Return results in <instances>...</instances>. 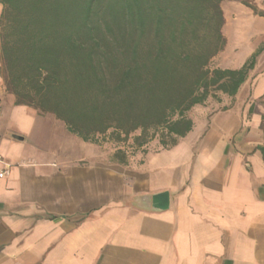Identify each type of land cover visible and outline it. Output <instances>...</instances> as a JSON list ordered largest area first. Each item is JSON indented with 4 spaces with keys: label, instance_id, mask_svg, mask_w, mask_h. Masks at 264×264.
<instances>
[{
    "label": "crops",
    "instance_id": "1",
    "mask_svg": "<svg viewBox=\"0 0 264 264\" xmlns=\"http://www.w3.org/2000/svg\"><path fill=\"white\" fill-rule=\"evenodd\" d=\"M223 17L221 68L254 63L234 95L206 98L189 144L127 145L114 159L106 142L15 104L0 74V264H264V24L231 26L248 46L235 64ZM164 191L168 204L153 207Z\"/></svg>",
    "mask_w": 264,
    "mask_h": 264
},
{
    "label": "trees",
    "instance_id": "2",
    "mask_svg": "<svg viewBox=\"0 0 264 264\" xmlns=\"http://www.w3.org/2000/svg\"><path fill=\"white\" fill-rule=\"evenodd\" d=\"M222 1L0 0L6 91L84 141L170 148L210 87L234 95L253 66L207 67L225 44Z\"/></svg>",
    "mask_w": 264,
    "mask_h": 264
},
{
    "label": "rangeland",
    "instance_id": "3",
    "mask_svg": "<svg viewBox=\"0 0 264 264\" xmlns=\"http://www.w3.org/2000/svg\"><path fill=\"white\" fill-rule=\"evenodd\" d=\"M257 5L259 7L264 8V0H258ZM220 6L223 9L222 11H224L226 18H228L227 20L230 23L229 27L231 29L229 32L227 31L228 37L230 38V43L227 47V53L231 52L232 62L235 64H238V63H240V61L242 59H244V56H245V53L247 51L248 46L246 44V41L242 42L240 37H238L237 34H235L236 33L235 30H234V28H232V27H234L233 24H235L236 22L237 23H243V25L246 26L248 31L251 32L256 28L263 27L264 17H262L263 19L262 18L258 19V21H255V19L250 20L251 15L249 16V15L242 14L243 12H240L239 11L240 9L238 10V8H237V7H239V3L235 2V1H224L223 0L220 3ZM232 14H234L235 17H233ZM233 18H235V19H233ZM221 31H222V28H221ZM208 38H212L211 35L208 36ZM223 48H224V45L220 50L222 51ZM234 48H236V50H234ZM220 50L214 56H212L211 59L209 60V62L207 64V67L209 69H213L216 67L221 68V66L223 65L222 59L220 57H218ZM220 93H221L220 90H216L214 87H210L209 95L207 98L216 99ZM208 103H209V105L208 104L205 105L204 103L203 104H196L188 111V116L191 118H194L195 127L192 129V131H190L189 134H187L186 136L185 135L183 136V139L181 140V142L183 141L181 143L182 145L184 144V142H185V144L191 143L190 141L194 138V136L197 133L204 131V119H202V118L204 117V109H206L207 106H209V107L211 106L210 101ZM34 111H35V109H34ZM44 122H45V124H50V122L48 120H44ZM133 134L134 133L129 135V138H128L129 142L128 143H126V142L125 143L124 142L123 143L122 142L116 143L115 141H112V140H110L109 137H107L105 141H104V138L101 139V144H104V142H106V145L112 149L114 159H119L120 153H118V150H124L125 151L127 149L126 148L127 145L129 147V151L132 152V151L137 150L135 145L133 147H131L132 146L131 142H133L132 138L134 136ZM52 140L56 141L55 137L52 138ZM148 141H149V145L152 148L156 149L155 146H158V144H157L158 137H155L153 139L150 138V139H148ZM60 143L65 144L67 146L72 145V144H70L69 141L65 142L64 140ZM76 150H78V149H76ZM141 150H143V149H141Z\"/></svg>",
    "mask_w": 264,
    "mask_h": 264
},
{
    "label": "water",
    "instance_id": "4",
    "mask_svg": "<svg viewBox=\"0 0 264 264\" xmlns=\"http://www.w3.org/2000/svg\"><path fill=\"white\" fill-rule=\"evenodd\" d=\"M13 136L14 137H16V138H20V139H22V137L21 136H18V135H16V134H13ZM152 198H153V207H156V208H163L164 206H166L167 204H168V195H167V192L166 191H164V192H159V193H157V194H154L153 196H152ZM162 199V202L161 203H156V200L157 199Z\"/></svg>",
    "mask_w": 264,
    "mask_h": 264
},
{
    "label": "built area",
    "instance_id": "5",
    "mask_svg": "<svg viewBox=\"0 0 264 264\" xmlns=\"http://www.w3.org/2000/svg\"><path fill=\"white\" fill-rule=\"evenodd\" d=\"M0 160H1V157H0ZM6 173H7V168L6 167L0 169V177L4 176Z\"/></svg>",
    "mask_w": 264,
    "mask_h": 264
}]
</instances>
